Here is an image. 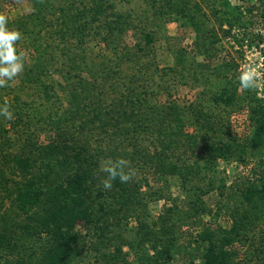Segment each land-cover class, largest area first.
I'll list each match as a JSON object with an SVG mask.
<instances>
[{"label": "trees", "instance_id": "16d2710c", "mask_svg": "<svg viewBox=\"0 0 264 264\" xmlns=\"http://www.w3.org/2000/svg\"><path fill=\"white\" fill-rule=\"evenodd\" d=\"M28 1V17H5L8 30L20 33L16 53L20 47L28 58L23 54V70L10 79L18 83L0 86V105L7 102L13 113L10 120L0 115V208L8 203L10 211L0 213V264H73L88 248L79 227L90 232L97 264H168L174 258L181 264H264V230L259 244L248 235L264 210V106L239 88V74L234 82L237 65L229 61L218 66L222 84L208 101L212 111L161 103L163 79L155 78L151 56L157 21L185 14L194 44L211 61L219 38L205 33L206 19L196 17L194 6L199 11L198 3L210 2L225 38L244 26L239 6L146 0L149 9L138 13L119 10L115 0ZM129 31H139L141 39L128 44ZM242 93L254 126L239 142L221 113ZM188 119L198 129L181 139ZM247 149L250 158L258 157L247 181L215 186L217 160L246 165ZM118 159L126 162V174L137 169L144 176L124 183L117 177L105 188L104 166ZM152 165L164 178L180 175L186 198L185 207H165L155 219L147 204L164 196L160 189L147 191ZM196 177H203L202 187ZM214 190L220 198L214 216L226 214L228 228L202 220L211 215L203 197ZM132 219L135 226L127 230ZM192 227L202 230L193 235ZM235 244L249 247L242 258Z\"/></svg>", "mask_w": 264, "mask_h": 264}, {"label": "rangeland", "instance_id": "374dc122", "mask_svg": "<svg viewBox=\"0 0 264 264\" xmlns=\"http://www.w3.org/2000/svg\"><path fill=\"white\" fill-rule=\"evenodd\" d=\"M75 1L79 3L84 0ZM172 1L179 3L181 7L184 4H182V0ZM224 1L227 3L229 2L232 6H239L241 18L244 22V26L233 27L226 38L222 37V31L218 28L217 23L214 21V17L210 13V2L205 1L198 3V5L200 4L199 11L196 10L195 6L193 8V13L198 19L200 18L204 21L206 19L203 23L205 33H213L219 38V41L214 45L217 53L215 57H212L211 61H207L206 58L200 54L201 49L198 44H194L197 37L188 23L183 20L185 14L181 17V14H172L169 15L170 17H164L157 21L156 27L158 29L156 30H158V34L152 45L153 53L151 56L159 70L158 73L155 74V78L163 79V86L157 95L159 102L163 103L165 100H172L175 104L190 105V108L193 106L192 109L198 107L204 111L206 106H210L208 101L211 100L212 93L217 91L220 87V83L222 84V81L218 77V74L221 73L218 66L221 63L229 61L237 65V69L233 73L235 78L234 82L238 81L236 79V74H239L240 77L243 66L251 65L256 68L258 73L256 76L257 86L243 88L247 90L246 92L248 94L254 95V99L257 100L260 105L264 106V0ZM114 3L121 11L132 9L139 13L145 9H149V4L146 0H128L126 2H118V0H115ZM192 4L193 3L189 5L185 4L186 8H188L187 10L191 9L190 7ZM214 6L217 5L215 4ZM29 11L30 5L28 0H8L7 2L0 3V14L9 20L18 19L22 16L24 17L29 14ZM202 14L205 16H202ZM148 15L150 16V14ZM140 19L144 22L141 15ZM151 29H155V27ZM223 29H227V27L224 26ZM135 39H141L139 31H129L124 37L125 42L128 44H132ZM18 49L28 58V53H24L20 47H18ZM92 49L96 51L94 46H92ZM90 56L93 58V55L90 54ZM206 65H208V67H206ZM4 79L7 82H11L10 85L13 86L18 83L16 80ZM241 87L240 85L239 88L241 89ZM21 96L22 99H24L23 92ZM246 97L247 95L242 93V96H238L237 102L231 109H227L224 113H221V116L228 118V128L231 138H235L239 142L250 137L254 126V123L252 124V121H250L249 105H247L249 104V100ZM209 106L208 109L212 111ZM183 127V132H181L182 136H180L181 139H184L185 135L194 134L198 129L190 119L185 121ZM43 141V138L38 140V142ZM245 157L247 159L246 165H239L233 160L229 162L221 159L217 160L216 171L213 175L215 186H218L222 180H224L225 186L227 187L230 186L231 183L241 184L246 182L247 178L250 177V170L258 164V157L253 156L250 158L248 149ZM156 165L147 167L149 172L147 174V179L150 187L147 191L152 192L153 190L160 189L164 197L162 200L152 201L147 204V214L150 219H155L165 207L167 208L177 204V206L182 209L186 206V198L181 189V176L167 175L164 178L161 176V170L156 169ZM142 176H144L142 171L134 169L130 174V177L134 179L131 180V182H134ZM202 178L203 177L195 178L196 185L200 187L204 185L205 181ZM143 190L145 191L146 189L144 188ZM227 191L229 192L230 190ZM218 199L220 198L217 196L216 190L210 192L208 195H204L203 200L208 206V213L211 211V215L207 217L202 216V220L209 225H220L224 228H228L230 221L226 214L221 212L218 218L214 216ZM237 203L238 202L230 203V208H234ZM7 210L10 213L8 203H5L4 206L0 208V213L5 214ZM134 226L135 221L133 219L129 220L126 229L128 230ZM196 230L192 227L193 235L201 231L202 227ZM263 230L264 210L260 213V217L255 221L248 235L250 239H254V242L259 244L261 240L260 237L263 236ZM78 232L80 238L85 242V245L87 244L88 248L82 250V255L79 259H76L73 264H97L95 263L93 253L89 251L90 232L83 227H79ZM250 244L252 243L249 242V245ZM235 247L239 250L240 258L243 257V253L245 254V250L249 248H247V246H240V244H235ZM124 250H126V248ZM168 264L181 263L177 258H174Z\"/></svg>", "mask_w": 264, "mask_h": 264}, {"label": "clouds", "instance_id": "9594fccd", "mask_svg": "<svg viewBox=\"0 0 264 264\" xmlns=\"http://www.w3.org/2000/svg\"><path fill=\"white\" fill-rule=\"evenodd\" d=\"M7 21L3 15H0V86L5 84V79L13 78L17 73L23 70V53L17 54L14 49V42L20 38V33L14 30H8ZM256 68L251 65L243 66L240 74V84L244 88L256 87ZM0 115L6 119H11L13 113L9 110L7 102L0 105ZM125 161L118 159L115 162H109L104 166V171L108 173V178L104 179L105 188L112 187V181L119 178L121 183L127 182L131 177L124 172Z\"/></svg>", "mask_w": 264, "mask_h": 264}]
</instances>
